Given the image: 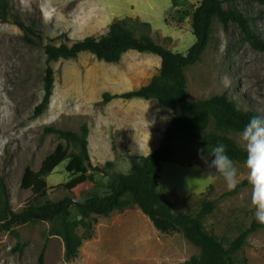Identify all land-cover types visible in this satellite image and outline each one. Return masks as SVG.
Wrapping results in <instances>:
<instances>
[{"label":"rangeland","instance_id":"rangeland-1","mask_svg":"<svg viewBox=\"0 0 264 264\" xmlns=\"http://www.w3.org/2000/svg\"><path fill=\"white\" fill-rule=\"evenodd\" d=\"M10 2L22 20L34 28L35 39L43 36L46 42L63 33L73 40L91 35L101 38L115 23L125 21L132 22L138 36L146 32L140 22H148L150 35L175 52L187 53L196 42L192 15L200 0ZM237 5L264 40V0H240ZM48 65L55 72L54 94L49 107L36 115ZM160 68L158 55L135 50L128 51L118 63H107L90 53L48 62L41 45L27 42L19 27L0 20V176L7 182L14 210L21 211L32 197V191L21 185L27 167L38 170L60 143L70 154L79 151L48 131L49 127L80 132L84 124L90 126L91 158L87 166L89 174L94 173L93 180L89 174L69 172L70 158L65 159L47 177L48 198L53 201L72 197L81 202L91 195L105 194L112 176L136 170L140 155L158 146L173 112L160 108L157 100L117 98L106 102L104 93H122L146 85ZM186 73L191 100L227 93L241 109L264 114V51L254 49L236 23L224 25L215 19L206 51ZM229 135L243 147L240 133ZM109 162L113 166L105 167ZM235 162L239 185L248 181V170L245 162ZM96 167H105L108 174L95 172ZM206 172L198 148L178 142L172 161L163 164L159 191L174 210L193 215L205 201H214L205 226L229 245L242 229L258 223L251 206V185L226 194L231 190L223 178ZM95 217L93 235L84 241L77 259L67 261L63 239L53 235L44 264H179L198 253L181 234L157 230L138 206ZM49 229L48 221L18 226L20 242L25 244L22 249L17 248L16 237L0 233V264H40ZM237 259L242 264H264V225L249 236Z\"/></svg>","mask_w":264,"mask_h":264},{"label":"trees","instance_id":"trees-1","mask_svg":"<svg viewBox=\"0 0 264 264\" xmlns=\"http://www.w3.org/2000/svg\"><path fill=\"white\" fill-rule=\"evenodd\" d=\"M239 1L200 0V5L192 15L196 42L187 53H182L158 43L150 35L151 25L148 22H140L146 32L139 36L136 35L132 22L125 21L115 23L101 38L91 35L73 40L67 33H63L53 41L46 42V37L43 36H38L37 40L34 28L27 25L14 11L10 0H0V20L19 27L27 42L41 45L48 62L76 59L82 53H90L107 63L120 62L130 50L158 55L161 58L160 72L148 84L122 93L106 92L104 100L108 102L117 98L156 99L161 107L171 110L174 114L158 147L146 155H140V164L136 170L112 176L107 193L91 195L81 202L72 197L58 201L49 199L50 187L47 177L60 163L69 158V172L89 174L87 162L91 158L90 126L84 124L80 132L56 127L47 128L66 140L68 145H75L79 151L70 154L68 147L60 143L54 152L43 160L38 170L26 168L21 185L22 188L32 191V197L21 211L14 210L7 182L0 176V233L7 232L16 237L17 248L22 249L25 244L20 242L21 234L17 227L31 222L48 221L50 229L40 254V264H44L48 240L53 235L63 239L66 260L73 261L78 258L84 241L93 235L95 216L108 217L116 211L138 206L157 230L166 234L179 233L198 249L197 254L179 264H242L237 259L238 254L249 236L261 226L259 223L255 222L242 229L240 234L226 245L217 235L208 231L204 223L205 217L214 209V201H205L201 210L193 215L187 211L174 210L159 191L163 164L172 161L178 142L198 149L223 143L227 146L230 158L245 162V149L229 133H241L251 117L261 114L253 109H241L227 93L207 99L191 100L187 90L186 73L187 68L199 62L206 51L215 19L224 25L236 23L243 38L254 49L264 51V40L253 29L251 19L239 9ZM44 82V95L36 107V115H41L49 107L54 94L55 72L51 65L46 68ZM212 124L214 129L210 130ZM112 166V162L105 165ZM104 168L96 167L95 172L107 175ZM88 176L94 180V173ZM247 184L249 183L245 180L237 185L235 190L226 194H233ZM243 262L246 263V260Z\"/></svg>","mask_w":264,"mask_h":264},{"label":"clouds","instance_id":"clouds-1","mask_svg":"<svg viewBox=\"0 0 264 264\" xmlns=\"http://www.w3.org/2000/svg\"><path fill=\"white\" fill-rule=\"evenodd\" d=\"M170 117H166L165 120ZM240 140L246 152L245 166L248 183L251 185V206L256 221L264 225V114L250 118L240 133ZM200 159L207 167L206 175H218L226 183L228 190L238 185L239 168L227 154L223 143L214 147L198 149Z\"/></svg>","mask_w":264,"mask_h":264},{"label":"crops","instance_id":"crops-1","mask_svg":"<svg viewBox=\"0 0 264 264\" xmlns=\"http://www.w3.org/2000/svg\"><path fill=\"white\" fill-rule=\"evenodd\" d=\"M133 99H141V98H133ZM125 100H131V99H125ZM142 100H146V99H142ZM154 100H156V99H151V100H146V101H149V102L152 101V102H153ZM157 102H158V101H157ZM145 103H146V102H145ZM158 105L160 106L159 102H158ZM160 108H162L163 110H166V111H167V110H168V111H171V110H169V109H164V108L161 107V106H160ZM173 116H174V114H173ZM172 118H173V117H172ZM172 118H171V119H172ZM169 122H170V121H169ZM167 125H168V124H167ZM163 133H164V132H163ZM162 136H163V134H162ZM161 138H162V137H161ZM160 141H161V139H160ZM160 141H159V143H160ZM158 145H159V144H158ZM157 147H158V146H157ZM157 147H156V148H157ZM156 148H155V149H156ZM155 149H154V150H155ZM154 150H153V151H154Z\"/></svg>","mask_w":264,"mask_h":264}]
</instances>
